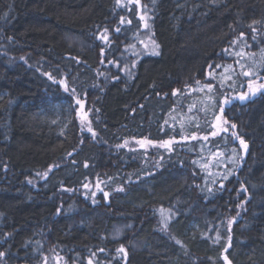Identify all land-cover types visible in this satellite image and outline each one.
<instances>
[{
    "label": "trees",
    "instance_id": "trees-1",
    "mask_svg": "<svg viewBox=\"0 0 264 264\" xmlns=\"http://www.w3.org/2000/svg\"><path fill=\"white\" fill-rule=\"evenodd\" d=\"M253 29L264 0H0V264H264V88L224 107L246 151L210 134Z\"/></svg>",
    "mask_w": 264,
    "mask_h": 264
},
{
    "label": "rangeland",
    "instance_id": "rangeland-1",
    "mask_svg": "<svg viewBox=\"0 0 264 264\" xmlns=\"http://www.w3.org/2000/svg\"><path fill=\"white\" fill-rule=\"evenodd\" d=\"M256 36L254 37V40H260L262 38H264V33L261 32H256L254 33ZM237 47H239L236 51L235 54H237L238 52L242 55V60H241V64L242 66H244L246 68L245 72L252 74L253 69L257 68L258 71L263 69L264 67V50L262 52H260L259 54L254 53V52H244L243 48L244 46H240L237 45ZM231 66V68H235L233 66V64H229ZM229 67L226 68H221L216 72H212L211 78L215 79V81L218 82L219 85H221L222 83H226L228 79H230V82H234V78L233 75H235V73H230ZM252 70V71H251ZM260 72V71H259ZM262 78L261 80H257V79H253V81H251L252 87L256 88L257 86L261 85L262 82L264 81V77H260ZM247 88L249 89V83L247 85ZM241 88H239L240 91ZM208 90V89H207ZM217 92V89H215V93ZM238 91H236L237 93ZM218 93V92H217ZM235 94V93H234ZM233 98V96L231 97ZM64 113L60 112V109L57 110H51L50 114H48V121L51 122L52 124H56V126L58 127V132L59 133H63L64 129H65V124L66 122L69 120L68 117V111L67 109H64ZM87 118V120H86ZM79 121H81L80 125H81V130L82 132H90L89 129H91V121L88 120V117L84 114V113H80L79 116ZM226 128V126H224L223 124H221L219 127L217 128H213V131L216 133L217 131H219V129L221 128ZM242 139H238L237 142L241 143ZM246 147H245V151H246ZM51 168H49L48 170H46L44 172L45 175L48 173V171H50ZM41 174L37 175L36 178L40 179L42 177ZM33 182H35V179L32 180Z\"/></svg>",
    "mask_w": 264,
    "mask_h": 264
},
{
    "label": "flooded vegetation",
    "instance_id": "flooded-vegetation-1",
    "mask_svg": "<svg viewBox=\"0 0 264 264\" xmlns=\"http://www.w3.org/2000/svg\"><path fill=\"white\" fill-rule=\"evenodd\" d=\"M261 77H264V75H262ZM257 90H260L261 88H259L258 86L256 87ZM256 92V91H255ZM242 93H248V96L246 99L244 100H240L239 99V96L240 94ZM233 96V98H231ZM232 96H228L225 100L228 101V103L226 104H222L219 108V110L217 111V113L215 114L218 115L220 117V120H217L216 123H215V120L213 122V127H212V130L210 132V134H212L214 131H213V128H217L219 127L221 124H223L224 126H226V128H221L219 129V131L216 132V134L220 135V134H226V135H229L231 140L232 141H236L238 139H240L238 136H237V133H236V124L234 122H232L231 120L228 119L227 116H225V106H228L230 103L232 102H237L238 104L240 103H245L247 100L251 99L253 96H254V93L250 92V90L246 87L244 90H241V91H238L236 94H233ZM224 100V101H225ZM233 125H235V127H233ZM238 145L240 147H242L241 143L238 142Z\"/></svg>",
    "mask_w": 264,
    "mask_h": 264
},
{
    "label": "snow or ice",
    "instance_id": "snow-or-ice-1",
    "mask_svg": "<svg viewBox=\"0 0 264 264\" xmlns=\"http://www.w3.org/2000/svg\"><path fill=\"white\" fill-rule=\"evenodd\" d=\"M254 23H255V22H254ZM253 31H255V29H253ZM241 35H243V34H241ZM104 39H107V37L105 36ZM155 47H158V46H155ZM154 54H158V53H155V52H154ZM217 67H219V65H217ZM244 75H250V73H247V72H246V73H244ZM49 78L51 79V77H49ZM208 87H209V89H211V85H209ZM258 87H259V88H264V85H259ZM65 90L67 91V87H65ZM249 90H250V92H252V93H255V91L257 90L256 88H253V87H252L251 82L249 83ZM174 94H175V90H174ZM247 96H248V93H242V94H240L239 99H240V100H244V99L247 98ZM77 102L79 103V101H77ZM223 103L226 104V103H228V101L225 100ZM216 119H217V120H220V117L217 116ZM233 127H235V125H233ZM89 130L91 131V129H89ZM212 134L215 135L216 133L213 132ZM170 143H171L170 141H165L161 146H162V147H163V146H167V145H169ZM141 144H142V146H143V142H141ZM241 145L244 146V147H246V144H245V142H244L243 140H241ZM85 187H87V185H85ZM105 195H107V194H105ZM231 223H232V220L229 221V225H231ZM119 251H123V248H121ZM0 255H3V254L0 253ZM224 259L227 261V257H226V256L224 257Z\"/></svg>",
    "mask_w": 264,
    "mask_h": 264
},
{
    "label": "water",
    "instance_id": "water-1",
    "mask_svg": "<svg viewBox=\"0 0 264 264\" xmlns=\"http://www.w3.org/2000/svg\"><path fill=\"white\" fill-rule=\"evenodd\" d=\"M248 97H249V96H248ZM217 116H218V115H216V116H215V123H216V121H217V119H216V118H217Z\"/></svg>",
    "mask_w": 264,
    "mask_h": 264
}]
</instances>
